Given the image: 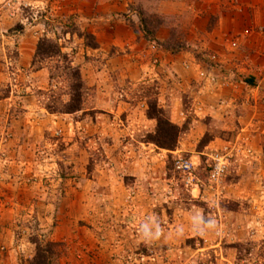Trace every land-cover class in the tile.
<instances>
[{"label": "rangeland", "instance_id": "1", "mask_svg": "<svg viewBox=\"0 0 264 264\" xmlns=\"http://www.w3.org/2000/svg\"><path fill=\"white\" fill-rule=\"evenodd\" d=\"M42 38L58 53L34 57ZM153 115L176 127L171 148L154 144ZM7 251L264 264V0H0Z\"/></svg>", "mask_w": 264, "mask_h": 264}, {"label": "trees", "instance_id": "2", "mask_svg": "<svg viewBox=\"0 0 264 264\" xmlns=\"http://www.w3.org/2000/svg\"><path fill=\"white\" fill-rule=\"evenodd\" d=\"M55 49L57 51H55ZM58 53V47L54 45L51 41H48L44 38L38 39L35 45V50H34V57H48L52 56L53 54ZM77 90L72 89V93H70V98H69V108L68 111L75 110L78 105V94H76ZM155 118V128L153 132V142L156 144L158 147H163V148H171L174 145V140L177 134V129L174 125L169 123L167 119L162 117L161 115L159 116H154ZM36 264H42L40 262Z\"/></svg>", "mask_w": 264, "mask_h": 264}, {"label": "built area", "instance_id": "3", "mask_svg": "<svg viewBox=\"0 0 264 264\" xmlns=\"http://www.w3.org/2000/svg\"><path fill=\"white\" fill-rule=\"evenodd\" d=\"M211 169L209 170V177L213 180L217 179V176L223 170L224 162L222 161L221 155L214 154L211 157ZM174 167L181 173L186 175L188 180L191 179V163L188 159L177 157L173 160Z\"/></svg>", "mask_w": 264, "mask_h": 264}, {"label": "crops", "instance_id": "4", "mask_svg": "<svg viewBox=\"0 0 264 264\" xmlns=\"http://www.w3.org/2000/svg\"><path fill=\"white\" fill-rule=\"evenodd\" d=\"M0 264H14V255L11 251H7L5 256L0 255Z\"/></svg>", "mask_w": 264, "mask_h": 264}]
</instances>
